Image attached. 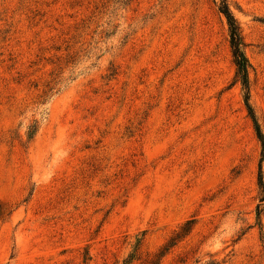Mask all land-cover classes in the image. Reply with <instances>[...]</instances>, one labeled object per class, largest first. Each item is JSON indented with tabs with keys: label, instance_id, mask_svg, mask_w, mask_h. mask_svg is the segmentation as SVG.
Listing matches in <instances>:
<instances>
[{
	"label": "rangeland",
	"instance_id": "374dc122",
	"mask_svg": "<svg viewBox=\"0 0 264 264\" xmlns=\"http://www.w3.org/2000/svg\"><path fill=\"white\" fill-rule=\"evenodd\" d=\"M227 4L264 137V0ZM235 72L218 0H0V264H149L190 218L160 264H264Z\"/></svg>",
	"mask_w": 264,
	"mask_h": 264
},
{
	"label": "trees",
	"instance_id": "16d2710c",
	"mask_svg": "<svg viewBox=\"0 0 264 264\" xmlns=\"http://www.w3.org/2000/svg\"><path fill=\"white\" fill-rule=\"evenodd\" d=\"M218 12L224 17L228 30L229 46L231 51V58L235 66V79L240 83L243 91V103L247 110L248 116L252 122L255 136L260 144L261 152L258 165V179L257 185L259 189L258 204L255 208L256 225L259 228L260 242L264 246V233L260 226V216L264 211V183L261 176V163L264 160V137L260 131L259 125L256 122L253 111L249 105V88H248V63L243 53V44L240 36L238 24L229 10L227 0H218ZM36 133V126L33 124L27 132L28 139H32ZM195 225V220L190 218L186 220L178 229L171 235V237L157 250L149 264H160L169 251L175 247L180 241L187 237ZM136 239V243L128 255L125 264L137 259V252L140 245L141 238ZM203 264H222L216 260L210 259Z\"/></svg>",
	"mask_w": 264,
	"mask_h": 264
}]
</instances>
